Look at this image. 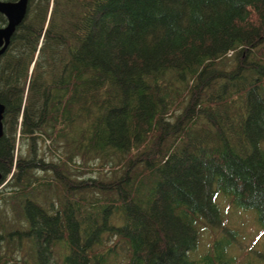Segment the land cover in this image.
<instances>
[{"label":"trees","instance_id":"obj_1","mask_svg":"<svg viewBox=\"0 0 264 264\" xmlns=\"http://www.w3.org/2000/svg\"><path fill=\"white\" fill-rule=\"evenodd\" d=\"M0 102V264H234L219 195L264 229V0H26Z\"/></svg>","mask_w":264,"mask_h":264},{"label":"rangeland","instance_id":"obj_2","mask_svg":"<svg viewBox=\"0 0 264 264\" xmlns=\"http://www.w3.org/2000/svg\"><path fill=\"white\" fill-rule=\"evenodd\" d=\"M37 144L39 145L40 142H37ZM39 146L43 147L42 144H40ZM18 148L22 153H27L28 146L25 144H21L20 139L16 140L14 150L18 152ZM72 156L76 159H79V156L75 154H72ZM43 161L44 163L48 164L52 163L53 160L48 154H46L43 156ZM35 173L37 175L43 176V180H45V183L43 184L44 188L42 190L43 198L41 196L42 200H44L45 198H49V195H52L55 187L54 185L56 184V181H52L54 172L48 170H35ZM86 178L87 176H84V174L83 177H81V179L83 180H85ZM49 181H52L51 185L47 184V182ZM4 198V200L0 198V218H8L10 224L20 222L21 217L17 216L10 210L12 201L13 199H15V197L4 196ZM217 199L223 213V221L226 227L232 229V234H226L227 237H230L232 241L228 246L226 255H234V264H264V229L255 219L254 212L250 209H240L238 206H235L233 203L229 202L228 199L226 200L220 195ZM4 201L5 204L3 203ZM221 229L212 228L211 230L208 229V231H203L200 243L195 251V255L205 252L209 247V243L212 241L211 239L215 235H223L225 231H223L222 227ZM11 247L14 246L12 245ZM23 250L24 246L19 250L18 254L23 253ZM8 256H10V259L7 260L12 261L13 264V261L15 259L13 258L12 254L7 251L5 252L4 260Z\"/></svg>","mask_w":264,"mask_h":264},{"label":"water","instance_id":"obj_3","mask_svg":"<svg viewBox=\"0 0 264 264\" xmlns=\"http://www.w3.org/2000/svg\"><path fill=\"white\" fill-rule=\"evenodd\" d=\"M26 0H0V13L5 16L6 22L0 25V54L6 48L9 37L15 26L22 20L25 13ZM3 105L0 102V135L2 133Z\"/></svg>","mask_w":264,"mask_h":264}]
</instances>
